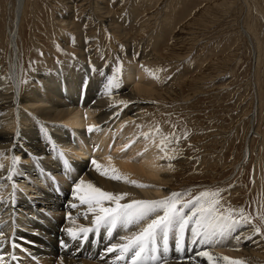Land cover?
Segmentation results:
<instances>
[{"label":"rangeland","instance_id":"obj_1","mask_svg":"<svg viewBox=\"0 0 264 264\" xmlns=\"http://www.w3.org/2000/svg\"><path fill=\"white\" fill-rule=\"evenodd\" d=\"M13 6L14 0H0V69L11 74L15 45L6 28ZM20 33L24 77L16 84L23 87L16 105L20 96L41 94L38 82L57 66L83 69L85 63L91 76L102 77L100 86L116 77L120 100L107 110L140 106L145 123L172 144V170L159 176L171 175L163 183L168 197L182 194L179 204L218 193V212L243 211L252 221L240 228L250 251L243 256L203 244L196 252L204 246L220 258L264 264V0H27ZM135 66L152 74L153 90L129 99L124 95L135 90L127 70ZM191 253L190 247L186 256ZM159 255L146 254L144 264L164 263L166 254Z\"/></svg>","mask_w":264,"mask_h":264},{"label":"bare ground","instance_id":"obj_2","mask_svg":"<svg viewBox=\"0 0 264 264\" xmlns=\"http://www.w3.org/2000/svg\"><path fill=\"white\" fill-rule=\"evenodd\" d=\"M26 1L14 0L13 13L6 28L9 43L15 45V48L12 46L15 52L12 74L5 68L0 69V83L3 84L0 90V201L5 202L0 204V221L5 217L0 224L5 227V237L14 238L22 247L10 248L6 239L0 252L5 259L11 257L9 252L15 256L9 264H15L16 260L27 264H112L115 253L97 252L99 246L108 244V248L111 244L124 243L120 237L133 236L148 221L132 223L128 227L118 225L111 238L103 244L108 235L107 229L101 228L92 235L94 244L78 253L80 245L74 243L65 229L89 224L93 215L89 213L87 219L82 215L88 206L75 199V185L83 180L85 189L91 183L104 191L128 193L121 204L132 200H163L171 192L170 188L163 186L170 181L171 175L166 174L161 177L163 179L159 176L163 170H172V161L167 157L175 151L161 133L141 118L140 106L110 113L107 105L117 104L120 95L115 94L114 88L109 91L108 83L100 86L102 77L91 76L85 63L82 64L83 69L79 66H57L47 71L38 82L42 95L20 96L19 103L15 104L23 88L16 84L24 77L19 39ZM152 78V74L142 67L128 69L126 79L133 81L135 91L126 93L124 97L133 99L134 92L153 90L148 84ZM89 127H92L91 132L87 131ZM69 149L76 153L78 160L72 159L73 152ZM83 155H92L93 158L81 159ZM93 159L102 166L101 169L97 170L91 164ZM11 164L13 169L6 176L5 168ZM101 172L107 175H101ZM113 174L121 179H110ZM5 195L8 197L4 198ZM72 204L77 207H71ZM105 206L115 205L106 202ZM45 210L57 215L58 219L46 212L43 214ZM183 210L185 214H191L188 207ZM42 215L50 219L51 224L43 220ZM36 220L43 225L36 226ZM54 226H62L63 231H52ZM240 228L219 243L207 246L232 256H243L247 250L240 239H234L240 236ZM190 230L191 225L186 230L181 251L176 250L174 242L173 251L164 258L167 264H199L201 257L195 255L199 248L190 243ZM170 236L174 241L175 231ZM62 242L68 246H62ZM96 243L100 244L93 251ZM190 247L192 253L188 258L186 254ZM218 255L213 254L215 262L222 264ZM117 264H124V261Z\"/></svg>","mask_w":264,"mask_h":264},{"label":"snow or ice","instance_id":"obj_3","mask_svg":"<svg viewBox=\"0 0 264 264\" xmlns=\"http://www.w3.org/2000/svg\"><path fill=\"white\" fill-rule=\"evenodd\" d=\"M114 87H118L115 77H110L107 88L111 91ZM87 131L91 132L92 127ZM91 164L97 170L101 169V165L95 160H91ZM115 170H113L114 172ZM101 175H107L106 172H101ZM9 178L11 174L9 173ZM112 180H120L118 175H111ZM133 183H135L133 181ZM85 181L80 180L74 188L76 194L75 199L80 201L82 205H87V211L82 213L85 219L88 214L93 215L92 226H81L79 228L68 227L65 232L72 240H87L90 233H98L101 228L107 229V234L111 238L113 231L118 225L128 227L130 224H141L148 221L143 228L133 236H122L120 239L124 243L111 244L107 249V253H117L115 259L123 261L131 254V264H144L146 254H151V259L160 258V242L163 244V253L169 251L170 233L175 231L176 250L181 251L185 242V233L189 225H191V240L192 245L216 244L231 234L236 228L243 227L252 223L249 216H246L243 211L235 214L229 211L227 214L217 211V206L220 204L218 193L201 192L199 196L193 200L179 203L181 195L172 193L170 197L163 200H132L129 203L121 204L120 201L128 195V193H112L104 191L99 187L89 183L87 188L84 187ZM143 187L144 185H138ZM13 192H16L15 186ZM211 199H205L209 198ZM204 201V203H201ZM114 204V207L105 206V203ZM5 203L0 201V204ZM195 205H200L198 208ZM192 206L195 210L190 215L184 213L183 209ZM71 207H77L72 204ZM162 213V214H161ZM155 214V215H154ZM256 233H260L261 229L258 226H253ZM243 234H241L242 236ZM241 236H236L234 239H241ZM251 239L250 236L245 237ZM8 241L10 248H19L14 238L5 237V227L0 224V245H4L5 240ZM62 246L67 247L66 243L62 242ZM9 256L15 260V256L9 252ZM196 256L206 258L209 264H215L216 258L208 250L198 251ZM224 261L229 264H244L238 259L224 256ZM0 264H5V255L0 252ZM164 264H167L165 261Z\"/></svg>","mask_w":264,"mask_h":264}]
</instances>
